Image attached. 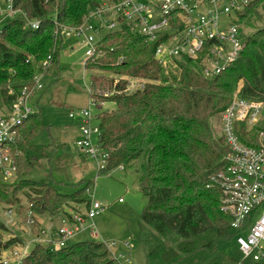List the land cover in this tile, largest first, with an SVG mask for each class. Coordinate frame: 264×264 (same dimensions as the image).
Returning <instances> with one entry per match:
<instances>
[{
	"label": "trees",
	"instance_id": "trees-1",
	"mask_svg": "<svg viewBox=\"0 0 264 264\" xmlns=\"http://www.w3.org/2000/svg\"><path fill=\"white\" fill-rule=\"evenodd\" d=\"M103 1H12L17 12L0 20V108L10 107L25 86L34 84L49 55L46 72L54 65L59 68L62 28L80 25ZM260 10L264 11V0L252 1L239 13L244 49L213 78L202 75L189 60L175 68L162 66L155 58L154 43L127 30L106 33L101 41L104 55L85 60L92 103L99 108L98 144L108 154L107 165L98 174L140 163L139 188L148 199L140 217L146 264H236L218 248L220 240L236 237L237 231L231 226L232 217L222 210L223 189L215 180L227 167L228 147L213 122L230 104L241 79L239 96L264 103V24L250 34L243 29L254 26L252 19H262ZM32 22L38 25L33 27ZM95 69L119 79L91 72ZM129 78L143 80L144 88L127 91ZM106 101L114 102L115 108L103 109ZM46 128L36 110L23 122L12 146L18 176L12 183H0V203L13 204L17 190L31 183L35 198L27 197L32 212L67 217L71 202L89 203L85 196L89 184L81 182L79 190L67 194L52 182L29 177L36 162L50 160L64 146L56 144L50 151L36 143ZM236 131L242 142L257 145L256 131L246 132L243 123ZM7 232L0 221V264L3 253L16 242L4 240ZM20 264L118 263L104 243L84 239L61 247L37 242ZM242 264H264V256L245 258Z\"/></svg>",
	"mask_w": 264,
	"mask_h": 264
},
{
	"label": "built area",
	"instance_id": "built-area-1",
	"mask_svg": "<svg viewBox=\"0 0 264 264\" xmlns=\"http://www.w3.org/2000/svg\"><path fill=\"white\" fill-rule=\"evenodd\" d=\"M7 1L8 15H14L17 11L12 7L13 0ZM252 1L105 0L89 12L80 25L65 27L62 31L64 35L76 34L81 38L88 58H99L104 55L101 41L105 34L102 32L127 30L154 43L155 58L162 66H176L180 61L189 60L194 69L207 78H213L242 53L245 44L239 13ZM37 25V22H32L33 27ZM86 31L90 33L86 34ZM92 32L97 33V38ZM51 59L49 55L42 62V71L35 75L34 84L25 86L11 106L0 113V175L7 182L17 179L16 155L12 146L19 138L23 122L35 112L31 100L35 91L42 88L40 81L51 66ZM131 81L127 83V91L145 86L143 80ZM263 105V102L246 99L236 93L220 113V133L228 147L225 156L227 167L215 178L223 189L222 210L232 217L231 226L237 231V243L245 258L254 260L264 256V128L258 125ZM80 115L84 122L76 146L95 158L100 164L99 169H103L107 165L108 154L100 149L98 141L92 142L93 135L99 136V124L92 125L95 115L89 109L82 110ZM71 117L75 114L72 113ZM238 123H243L248 133L256 131L257 145H248L240 140L236 131ZM118 167L124 169L123 166ZM119 202L123 199L120 198ZM104 211L100 203L90 200L86 213L75 212L67 216L54 230V240L44 242L58 247L66 245L85 221H93ZM32 213L30 210L28 225H33ZM67 222L74 226L65 225ZM90 229L93 232L92 225ZM104 245L118 264L130 263L131 252L128 251L132 247L128 241L121 244L128 249L123 254L111 250L118 245L116 242ZM21 259L17 256L13 264H20ZM3 264L7 262L3 261Z\"/></svg>",
	"mask_w": 264,
	"mask_h": 264
},
{
	"label": "rangeland",
	"instance_id": "rangeland-1",
	"mask_svg": "<svg viewBox=\"0 0 264 264\" xmlns=\"http://www.w3.org/2000/svg\"><path fill=\"white\" fill-rule=\"evenodd\" d=\"M8 4V1L0 0V20L8 16ZM261 13V20L252 19L253 27L244 26L246 34L253 33L264 24V11ZM1 28L2 24H0ZM89 33L86 31V34ZM102 33L106 34L107 31ZM92 34L97 38L96 32ZM86 49L81 38L76 34L65 35L59 52V68L54 65L44 73L40 81L42 88L37 89L33 95L31 104L36 111L40 112L42 121L47 127L39 134L35 142L48 146L50 151L56 144H64V146L56 149L50 160L43 158L36 162L29 177L38 181L52 182L57 190L67 194L79 190L81 182L89 184L85 196L91 201L100 203L105 211L96 216L93 221H85L80 229L75 231L74 237L69 242L84 239L108 244L116 242L118 245L111 247V250L116 254H123L128 249L121 244L128 241L132 247L128 251V253L131 252L128 264H146L145 252L140 243L142 231L140 217L148 199L139 188V174L136 169L139 168L140 163L135 162L126 169L116 167L106 174H98L100 168L98 161L84 154L76 146V140L81 135V126L84 122L80 112L85 109H89L94 115L99 112V108L92 103L90 94V71L85 67V60L89 57L86 55ZM91 72L113 75L111 72L98 69ZM113 77L119 79L117 75ZM128 81L130 82L131 78ZM8 85L10 86L9 83L5 84L6 87ZM243 85L244 80L241 79L234 94L238 93ZM97 94L107 96L108 92ZM102 104L103 109L115 108L112 101ZM5 109L6 107L0 108V113ZM72 113L75 117H71ZM91 122L92 125L99 124L97 119ZM213 125L216 134H221L220 113L215 117ZM258 125L264 128V109ZM97 141V135H93V144ZM5 182L7 183L0 175V183ZM24 185L27 187L17 190L15 202L11 203L12 205L0 203V221L8 227V232L3 235L4 240H16L14 245L3 253L2 259L7 264H13L17 256L23 258L37 242L45 243L54 240V230L62 224L60 220L52 218L47 212L43 215L33 212L31 214L34 220L33 225L27 224L32 206L27 195L30 194L33 199L35 195L31 192V183ZM119 198H122L124 203H120ZM88 207L89 203L71 202L66 208L69 213L67 216L75 212L86 213ZM260 211L261 209L257 211V214ZM65 225L74 226L68 222ZM90 225L93 226V232ZM218 248L233 258L236 264H242L245 259L236 237L220 240Z\"/></svg>",
	"mask_w": 264,
	"mask_h": 264
},
{
	"label": "crops",
	"instance_id": "crops-1",
	"mask_svg": "<svg viewBox=\"0 0 264 264\" xmlns=\"http://www.w3.org/2000/svg\"><path fill=\"white\" fill-rule=\"evenodd\" d=\"M120 199V198H119ZM121 203V202H120ZM124 203V202H123ZM43 215V214H42ZM68 215H69V213H68ZM51 216V215H50ZM52 218H56V219H58V220H60L61 221V223L65 220V218H66V216L65 215H63L62 213H59L58 215H55V216H51ZM69 217V216H68Z\"/></svg>",
	"mask_w": 264,
	"mask_h": 264
}]
</instances>
